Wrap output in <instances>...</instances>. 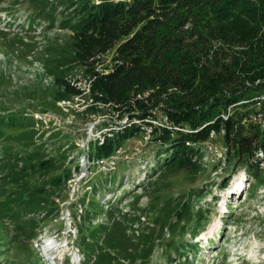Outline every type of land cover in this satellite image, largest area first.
Returning a JSON list of instances; mask_svg holds the SVG:
<instances>
[{
    "label": "trees",
    "instance_id": "trees-1",
    "mask_svg": "<svg viewBox=\"0 0 264 264\" xmlns=\"http://www.w3.org/2000/svg\"><path fill=\"white\" fill-rule=\"evenodd\" d=\"M29 1L35 15L46 16L54 23L56 9L49 8L48 0ZM70 1L66 9L75 6L74 13L63 18L61 27L72 33L62 36H69L66 45L55 47L50 43L48 47L51 54L44 64L43 79L52 77V90L41 99L52 98L58 104L86 94L66 75L74 67H80L90 84L87 93L91 100L85 114L108 111L119 119L126 118L124 124L110 126L89 143L91 160L108 158L126 141L144 134L160 145L153 161L160 172H165L163 175L180 170L194 173L203 169L205 143L215 134L214 140L219 139L218 146L224 152L223 169L231 172L222 180V187L241 169L252 179L251 192L264 184L260 167L264 157V0ZM62 37H54V42L63 43ZM109 54L107 63L104 57ZM31 119L33 114L27 109L13 111L8 118L0 114L3 125L0 137L9 127L22 129L33 124ZM157 120L159 123H155ZM24 137V131L18 135L20 139ZM13 152L10 146L5 148L3 168L7 173L3 176L6 184L13 183L15 188L0 191V215L11 217L44 208V202L35 200L34 193H42L44 183L61 186L72 176L67 169L50 176L60 171L59 162L66 159L65 154L46 158L44 152L26 153V166L20 169ZM38 154L41 156L34 158ZM25 167L45 178L37 180L43 184H36L30 194L18 180L29 177ZM192 192L201 198L206 189ZM191 197L174 208L171 216L176 221H185L190 215ZM102 207L87 212L95 215ZM50 210L53 212L54 208ZM198 211L201 219L203 211ZM86 220L90 234L82 238L80 246L87 253L85 262L88 258H99L100 253L106 258L104 264H122L118 255L127 258L126 251L132 244L130 237L117 228L110 231L99 222H95L94 231L95 224ZM30 221L35 222L33 218ZM115 226L120 227L121 222ZM170 232L174 233L173 227ZM79 233L82 235L83 230L79 229ZM147 239L150 238L138 245L143 253L135 260L140 264H146L154 247ZM185 248L183 244L177 249ZM113 251L118 255L112 254ZM136 253L140 254L137 251L131 254ZM186 261L187 258L180 263L169 260L168 264H188Z\"/></svg>",
    "mask_w": 264,
    "mask_h": 264
},
{
    "label": "rangeland",
    "instance_id": "rangeland-1",
    "mask_svg": "<svg viewBox=\"0 0 264 264\" xmlns=\"http://www.w3.org/2000/svg\"><path fill=\"white\" fill-rule=\"evenodd\" d=\"M70 2L48 0L49 8L54 6L56 16L62 18L56 29H61L63 18L74 13V9H65ZM14 5L33 11L29 0H0V11L14 10ZM42 17L44 20L38 29L49 24L50 19ZM8 24L13 32L0 31V114L8 118L13 111L27 109L34 117L31 119L33 124L22 129L9 127L0 137V191L10 192V187L15 188L13 183L7 185L3 176L7 173L3 168L4 152L9 146L16 153L13 152L20 169L26 166V153H45L46 158L65 154L66 159L59 162L60 171L50 176L62 174L65 169L71 170L72 176L61 186L44 183L42 193H34L35 200L44 202V208L18 213L15 217L0 215V264H104L106 258H102L100 253L99 258H88L85 262L87 253L80 246L82 238L90 234L86 219H91L92 224L103 223L111 228L110 231L117 228L127 234L132 244L126 255L133 264H140L135 260L143 253L138 245L145 243L146 237L154 245L146 264H168L169 260L180 263L186 258L185 263L188 264H264V184L251 192L252 179L241 169L229 177L226 187H222V180L231 172L223 169L226 164L224 156H218V160L212 155L211 146H217L219 140H214L215 134L205 143L203 169L194 173L180 170L163 175L165 172H160L159 166L157 170L156 165L144 172L150 159L156 161V152L160 148L144 134L124 143L115 170L105 173L94 165L88 168L89 163L85 159L89 156L88 142L94 141L110 126L124 124L126 118L119 119L108 111L86 115L84 110L91 99L89 93L75 97L72 104H57L52 98L42 100L43 96H48L45 92L50 94L52 90L51 78L45 76L43 79L46 72L44 64L50 53L48 47L50 43L55 47L66 45L69 36L62 37L64 42L59 44L54 39L50 40L42 51L34 52L30 38L40 37L41 40L42 35L46 38L48 32L28 34L29 40L25 45L20 40L33 28L30 21L16 20ZM110 57V54L104 57L107 63ZM84 74L82 68L74 67L66 75L71 82L88 91L89 83ZM31 94L35 96L31 97ZM39 117L49 126V137L37 136L35 126ZM1 127L3 125L0 124ZM21 130L29 138H18L23 132ZM39 156L34 155V158ZM161 158L165 156L161 155ZM260 167L264 178V157ZM25 168L29 177L18 180L30 194L35 185L41 186L43 181L37 183L41 179L39 173ZM198 188L206 189L201 198L192 195V191ZM189 195L193 201L190 215L185 221H176L171 216L174 208L189 200ZM101 206L95 215L87 212ZM200 209L203 211L201 219L198 215ZM31 218L35 222L30 221ZM118 221L121 222L120 227L115 226ZM172 222L177 224L172 225ZM183 226L186 228L184 232ZM23 227H26L24 232ZM96 227L97 224L92 226V230L96 231ZM171 227L174 233L170 232ZM79 229L83 230L82 235ZM100 237L101 232L98 240ZM121 242L125 244L123 240ZM48 243H51L50 247H46ZM183 244L185 249H177ZM135 251L140 254H131ZM112 254L117 253L113 251ZM123 257L124 254L118 255L121 263L130 264Z\"/></svg>",
    "mask_w": 264,
    "mask_h": 264
},
{
    "label": "built area",
    "instance_id": "built-area-1",
    "mask_svg": "<svg viewBox=\"0 0 264 264\" xmlns=\"http://www.w3.org/2000/svg\"><path fill=\"white\" fill-rule=\"evenodd\" d=\"M97 2H99V1H97ZM50 78H52L51 76H50ZM86 81L89 83V80L86 78ZM72 83H74V82H72ZM77 84V83H76ZM78 85V84H77ZM79 87H81L82 89H84L85 90V93H87V92H89V86H90V84L88 85V91L85 89V88H83L82 86H80V85H78ZM85 95V94H84ZM83 96V95H82ZM76 97H81V96H76ZM74 99V98H73ZM73 99H71V100H73ZM71 100H63V101H60V102H58V104L60 103V104H72V101ZM91 100V99H90ZM90 102V101H89ZM88 102V103H89ZM31 114H33V113H31ZM33 117H34V114H33ZM35 127H37V129L36 130H38L39 131V134H41V133H43V132H45L46 133V136H49L51 133H49V126L47 125V124H45L44 123V121H43V119L42 118H37L36 119V126ZM103 133V132H102ZM102 133H100V135H99V137L101 136V134ZM98 138V137H97ZM96 139V138H95ZM90 143V141L88 142V144ZM82 148H86V146H84V145H82L81 146ZM120 148H122V147H120ZM220 148H222V147H219L218 145L216 146L215 144L213 145V146H211V151H212V155L213 154H215V155H217V156H219V157H222L223 155H224V152H223V150L221 149L220 150ZM219 150H220V152H219ZM122 153V149H119L118 151H117V153H116V155H114V156H112V158H110V159H105V160H101V161H99L98 163H99V165H100V168H102V169H113L114 167H115V163H116V157H118L119 156V154H121ZM85 159H87V158H85ZM87 161H88V163H89V160L87 159ZM148 166H154V161H153V159L150 161V163L148 164Z\"/></svg>",
    "mask_w": 264,
    "mask_h": 264
},
{
    "label": "bare ground",
    "instance_id": "bare-ground-1",
    "mask_svg": "<svg viewBox=\"0 0 264 264\" xmlns=\"http://www.w3.org/2000/svg\"><path fill=\"white\" fill-rule=\"evenodd\" d=\"M214 137H215V136H214ZM50 245H51V243H48V245H47L46 247H48V246L50 247ZM45 249H46V248H45Z\"/></svg>",
    "mask_w": 264,
    "mask_h": 264
}]
</instances>
